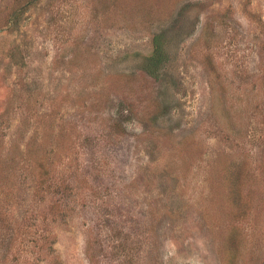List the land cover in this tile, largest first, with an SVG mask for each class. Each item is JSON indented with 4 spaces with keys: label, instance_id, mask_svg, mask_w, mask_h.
I'll return each mask as SVG.
<instances>
[{
    "label": "rangeland",
    "instance_id": "1",
    "mask_svg": "<svg viewBox=\"0 0 264 264\" xmlns=\"http://www.w3.org/2000/svg\"><path fill=\"white\" fill-rule=\"evenodd\" d=\"M0 264H264V0H0Z\"/></svg>",
    "mask_w": 264,
    "mask_h": 264
},
{
    "label": "trees",
    "instance_id": "2",
    "mask_svg": "<svg viewBox=\"0 0 264 264\" xmlns=\"http://www.w3.org/2000/svg\"><path fill=\"white\" fill-rule=\"evenodd\" d=\"M164 35V32L154 34L152 39L153 50L150 55L143 59L142 62L144 71L154 78H158L160 76L161 69L165 66L169 59L168 53L166 51L167 48L164 44ZM29 153L30 152H28V154ZM36 161L42 166V158L40 156H37ZM88 250H90L89 247Z\"/></svg>",
    "mask_w": 264,
    "mask_h": 264
}]
</instances>
